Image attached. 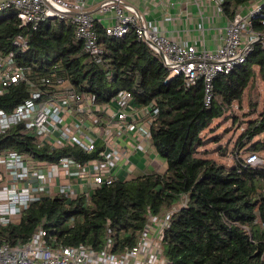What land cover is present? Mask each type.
<instances>
[{
  "label": "trees",
  "instance_id": "1",
  "mask_svg": "<svg viewBox=\"0 0 264 264\" xmlns=\"http://www.w3.org/2000/svg\"><path fill=\"white\" fill-rule=\"evenodd\" d=\"M254 2L264 0H224L223 12L231 18L240 6ZM19 23L15 14L0 11V51L13 48L16 34L27 31ZM253 27L264 34V15L253 18ZM97 29L102 61L84 49L67 19L48 20L29 30L28 48L18 51L17 59L31 66L27 73L37 82L42 75L55 74L78 91L94 93L100 103L129 89L139 105L158 106L149 144L162 162L152 170L96 185L89 194L40 196L18 219L0 225V244L23 243L41 227L53 246L84 243L101 250L112 241L111 251L122 253L139 242L151 215L176 208L162 237L169 264H264V162L245 160L250 151H264V110L242 122L234 114V104H242L255 78L260 75L264 81L261 43L243 64L216 75L212 100L206 105L203 79L188 85L176 76L165 82L168 71L160 55L138 40L135 31L111 37L102 23ZM44 88L59 89L54 81ZM29 94L25 81L13 83L0 94V108L11 110ZM250 106L256 109L252 101ZM228 118L232 127L223 132L241 130L232 146V138L219 145L229 156L226 162L202 148L224 134L206 136V129L214 131L215 120ZM7 148L50 162L65 155L84 162L98 156L101 146L92 151L74 143L39 146L34 130L20 121L0 134V150Z\"/></svg>",
  "mask_w": 264,
  "mask_h": 264
},
{
  "label": "built area",
  "instance_id": "2",
  "mask_svg": "<svg viewBox=\"0 0 264 264\" xmlns=\"http://www.w3.org/2000/svg\"><path fill=\"white\" fill-rule=\"evenodd\" d=\"M212 1L223 11L224 0ZM0 11L15 14L20 27L27 29L13 38V48L0 51V94L21 81L28 84L30 92L13 109L0 108V134L23 121L34 130L39 146L54 148L74 143L86 151L101 146L98 156L84 162L69 155L50 162L10 148L0 150V225L18 219L22 210L42 195L63 192L71 198L78 193L89 194L96 185L128 176L127 168L124 174L120 173L123 168L115 169L131 165L132 153L150 145L151 125L160 111L153 103L139 105L129 89H121L109 101L100 103L94 93L76 90L61 76L42 75L37 82L27 73L31 66L17 59V52L28 48L29 30L48 20L67 19L75 25V38L97 61L103 60L104 53L97 23H102L111 37H123L133 30L138 40L160 55L168 71L165 82L176 76L183 77L188 85L203 79L206 105L211 103L216 75L243 64L257 42L264 49V34L253 27V18L264 15L262 2H254L247 12L242 8L228 17L221 32L222 42L214 49L167 37L122 0H98L92 7L88 0H0ZM96 11L102 16L98 17ZM53 81L59 89L44 88ZM98 113L105 114L101 117ZM114 128L118 130L115 134ZM125 130L133 131L127 144L120 139ZM245 160L249 164L264 162L256 151L248 152ZM56 174L76 180L60 185L56 191L52 188ZM175 210L151 215L139 242L122 253L111 251L112 241L101 250L84 243L53 246L47 240V231L40 227L23 243L0 244V264H169L163 256L162 237Z\"/></svg>",
  "mask_w": 264,
  "mask_h": 264
},
{
  "label": "crops",
  "instance_id": "3",
  "mask_svg": "<svg viewBox=\"0 0 264 264\" xmlns=\"http://www.w3.org/2000/svg\"><path fill=\"white\" fill-rule=\"evenodd\" d=\"M98 0H88L90 7L94 6ZM124 3L131 5L136 12H138L144 19V22L157 26L167 37L175 39L180 42L195 43L197 47H206L214 49L222 42V29L228 22V16L220 10L219 6L215 1L212 0H122ZM254 3H249L248 5L240 6L243 8L244 12H247L249 7H252ZM239 9V10H241ZM96 15L102 16L101 12L96 11ZM262 82H264L262 80ZM87 101L85 100L83 104ZM101 117L102 114L98 113ZM207 130L209 136L210 134H216L220 131ZM118 132L116 128L113 132ZM238 130L234 131V134ZM132 130H125L123 134L120 135L121 142L124 144L128 143V140L132 137ZM228 132H224V136ZM115 134V133H114ZM210 135V136H211ZM224 136L218 142H209L202 149L208 150V156L215 157L219 160H224L227 162L229 156L222 154V149L219 145H224L229 142L224 141ZM230 142L232 146L235 135ZM221 143V144H220ZM231 156V155H230ZM132 163L128 166L125 164L118 167L115 171L120 168V173L124 174L126 168L133 173H142L144 171L154 169L156 162L159 160V156L152 146H147L145 149L135 150L131 155ZM129 174V175H130ZM128 175V176H129ZM56 179L52 183V188L58 190L60 185L67 184L68 182H74L75 177H70L64 174H56Z\"/></svg>",
  "mask_w": 264,
  "mask_h": 264
},
{
  "label": "rangeland",
  "instance_id": "4",
  "mask_svg": "<svg viewBox=\"0 0 264 264\" xmlns=\"http://www.w3.org/2000/svg\"><path fill=\"white\" fill-rule=\"evenodd\" d=\"M56 96H57V94H56ZM250 101H252L254 103L255 108H256L253 111L250 110V108H252L250 106ZM262 110H264V82H262L261 76L258 75L257 78H255L253 85L246 90L242 104L240 105L238 102L234 104V114H239L238 116L240 118V122H242L244 120H247L249 118H253V117L257 116L259 114V112H261ZM247 111H251L252 113L250 115L246 116L245 112H247ZM230 121H231V119H229V118L224 122H221L220 119H217L213 122V126L219 128V129H217V131H220L218 133H221V132L224 133L223 131L225 130L226 127H232L230 124ZM243 125H246V122H244ZM240 130H238L237 133ZM234 131H236V128L234 130H233V128H231L227 131L228 133L225 136L223 135L225 142L227 140H231L232 136L237 135V133L232 135L234 133ZM114 133H116V132L114 131ZM205 133L208 134L207 129L204 132V134ZM260 154L264 158V151ZM159 160L162 162V159L159 158Z\"/></svg>",
  "mask_w": 264,
  "mask_h": 264
}]
</instances>
